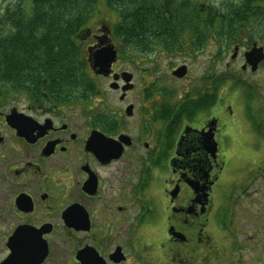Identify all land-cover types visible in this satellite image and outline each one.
<instances>
[{
	"label": "flooded vegetation",
	"instance_id": "af4514ba",
	"mask_svg": "<svg viewBox=\"0 0 264 264\" xmlns=\"http://www.w3.org/2000/svg\"><path fill=\"white\" fill-rule=\"evenodd\" d=\"M160 1L150 37L87 25L0 99V264H264V0Z\"/></svg>",
	"mask_w": 264,
	"mask_h": 264
},
{
	"label": "trees",
	"instance_id": "16d2710c",
	"mask_svg": "<svg viewBox=\"0 0 264 264\" xmlns=\"http://www.w3.org/2000/svg\"><path fill=\"white\" fill-rule=\"evenodd\" d=\"M102 1L111 14L119 16L118 29L127 30L132 26L135 33L147 27L148 20L158 26L161 16L146 15L160 14L166 5L160 0ZM99 4L100 0H20L8 5L0 15V99L16 92L22 81L34 78L41 71L47 77L62 75L67 70V62L75 61L79 54L73 45V36L87 26ZM171 4H167L168 12L184 13V2L183 11L176 4L172 10ZM176 19L177 24L172 23ZM190 22L187 16H172L164 24L175 30L178 25L189 26ZM168 37L175 38L176 34ZM121 38L127 39L128 34Z\"/></svg>",
	"mask_w": 264,
	"mask_h": 264
},
{
	"label": "rangeland",
	"instance_id": "374dc122",
	"mask_svg": "<svg viewBox=\"0 0 264 264\" xmlns=\"http://www.w3.org/2000/svg\"><path fill=\"white\" fill-rule=\"evenodd\" d=\"M18 1H20V0H0V15L3 13V10L8 5H10L12 3H16ZM184 1L185 0H181V2H184ZM189 1L193 2L194 3V6L196 7V4H197V2L199 0H189ZM187 9L190 10L189 7H187ZM110 11L111 10L106 9V7L103 6V1L100 0L99 7H98L96 13H94V16L91 17L90 21L87 24L88 25L87 27H90L91 28L92 26L95 25V23L100 22V21H109V20H111L112 19L111 16H115V15L111 14ZM186 38H188V37H186ZM183 53L182 52H180V54L179 53H173L171 55V57H168L167 58V63L164 62L163 68L160 67L161 70L163 72H167V75L169 76L168 72L170 71L171 67H173L176 64L181 63L182 61H185V60L192 62V60L190 59V57L187 58L186 56L183 55ZM168 54L169 53H167V55ZM170 59H172V60H170ZM124 62H121V67H125L126 68L127 67L126 62L125 63ZM194 67H195V65L192 64V69H194ZM192 72H193V70H192ZM164 75H165V73L163 74V76ZM192 76H193V74H192ZM161 84H164L161 87V92L164 91V92H169L170 93V91H174L175 90V85L176 84L174 82H171V80H166V83L161 82L160 85ZM159 88H160V86H159ZM178 88H179V91H181L180 90L181 84H178ZM107 91H108V89H107V85H106L105 92H107ZM129 99L131 100V98H129ZM107 101L110 102V104L112 106H114V108H120L121 109L122 107H124V105L121 104L120 101L118 100V95L116 93H114V92L113 93L110 92V91L108 92ZM246 158H247V156H246V154H244L243 155V159H246ZM241 175H242V173H241ZM236 216H238V215H235L233 218H235ZM237 220H240V219H237Z\"/></svg>",
	"mask_w": 264,
	"mask_h": 264
},
{
	"label": "water",
	"instance_id": "95a60500",
	"mask_svg": "<svg viewBox=\"0 0 264 264\" xmlns=\"http://www.w3.org/2000/svg\"><path fill=\"white\" fill-rule=\"evenodd\" d=\"M115 54L110 52L109 50L101 51L96 56V64L101 65L102 68L110 66L111 63L114 62ZM186 73V67H180L178 70L174 72L175 75L184 76ZM127 74V73H126ZM124 74L123 76H125ZM130 76V75H129ZM126 82L129 81V77H125Z\"/></svg>",
	"mask_w": 264,
	"mask_h": 264
},
{
	"label": "bare ground",
	"instance_id": "6f19581e",
	"mask_svg": "<svg viewBox=\"0 0 264 264\" xmlns=\"http://www.w3.org/2000/svg\"><path fill=\"white\" fill-rule=\"evenodd\" d=\"M46 74H47V73H44L43 71H41V72L35 74L34 77H35V78H37V77H47Z\"/></svg>",
	"mask_w": 264,
	"mask_h": 264
}]
</instances>
